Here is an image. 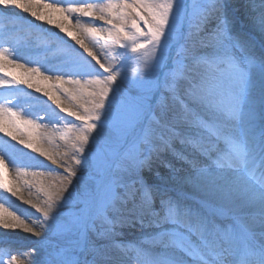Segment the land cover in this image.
I'll use <instances>...</instances> for the list:
<instances>
[{
    "label": "snow or ice",
    "instance_id": "snow-or-ice-1",
    "mask_svg": "<svg viewBox=\"0 0 264 264\" xmlns=\"http://www.w3.org/2000/svg\"><path fill=\"white\" fill-rule=\"evenodd\" d=\"M0 13L12 26L0 33L4 44L35 21L74 42L51 35L58 55L43 70L0 47L8 77L0 85L34 88L59 109L37 123L12 99L0 103V133L57 166L32 157L44 169L32 176L59 177L13 188L0 175V190L41 214L0 203V264H264V0H0ZM49 50L25 42L18 54ZM61 97L82 103L73 110ZM67 117L79 125L64 123L65 152L47 135L24 139L10 130ZM7 155L14 162L27 154L11 146ZM7 166L0 154V168ZM33 188L42 204L25 198ZM126 228L139 236L122 239ZM18 230L36 239L23 244L11 235Z\"/></svg>",
    "mask_w": 264,
    "mask_h": 264
},
{
    "label": "bare ground",
    "instance_id": "bare-ground-1",
    "mask_svg": "<svg viewBox=\"0 0 264 264\" xmlns=\"http://www.w3.org/2000/svg\"><path fill=\"white\" fill-rule=\"evenodd\" d=\"M43 2L47 3L46 0H43ZM72 2H74V0H61V2H59V4L67 6L68 4H70ZM44 11L49 12V14H51L54 19H57V20L61 19V17L59 16L58 13H50V10H44ZM22 19H23V17H22ZM28 19H32V18L29 17ZM5 21H8V20H6L3 17V14L0 13V23H4ZM35 22L36 23L34 24L33 31L27 32V33H31L30 34L31 35L30 41H33L34 43H36L37 47H41L42 46V47L46 48L47 43H49V39L48 38L51 35H53V34H59V36L64 37L65 41L68 44H71V42H73V41H71L70 38L66 37L64 33H59V30L55 29L54 26L48 25L46 23V21H44V22L35 21ZM97 23H99V22H97ZM37 24H39V28H38ZM68 26L69 27H74V23L72 25H68ZM8 27L9 26L2 28L3 33L7 32ZM40 34H43V35L39 36ZM17 35H20V34H17ZM39 43H41L40 46H39ZM13 45L14 44H12V45L7 44L6 48H11ZM97 47L99 48V45ZM9 54L15 56L17 59H19V61L22 60L20 62L24 63L28 68L39 66L43 70L46 67L52 66V65H50L48 63L47 64L44 63L45 61L43 59L45 57H34V56L25 57V56L19 55L18 51L15 50V49L10 50ZM101 54L102 55H106V56L109 55V54H107V52L105 50H103ZM52 55H58V53L56 51H52L51 52V50H49L46 57L52 56ZM108 62L109 63H113L114 61L112 62V60L110 61V59H109ZM11 68H12L13 71H17V72L23 73L24 74V78L32 80V82L36 86H39V87H43L44 86V87H46L45 88L46 90L52 91V88L50 86V84H51L50 82L44 81L41 77L30 76L25 71V69H23V68H16V67H13V66H11ZM0 79L1 80H6L5 77H3V76H0ZM20 90L27 91V89H24V88H22ZM29 91L30 90H28V92ZM33 91H35L34 88H33ZM38 94H40V93H38ZM41 94L43 95V93H41ZM61 100L64 103V105L69 103L67 100H64L63 97H61ZM80 102H82V101L78 98L77 101H75L73 103H69V104H72L75 107V104H78ZM47 104H48L47 102H42V105H47ZM58 111H59V109H58ZM46 113L47 112H44V113H42V115H45ZM31 114H32V112H31ZM61 115L62 116H66L65 113H61ZM29 117H26V118L27 119L36 120V118H34V116H29ZM45 117H46V115H45ZM69 118H71V117H69ZM37 120H39V119H37ZM64 123H69V122H62V125H64ZM51 125L52 124L49 123L47 125V127L42 126L40 129H35V130L27 128V127H25L23 125L21 126V130L20 131H16V130L11 129V128L10 129H11V131L14 132L15 135H17L18 137H22L24 139H28L30 137L36 138V137H39V136L47 135V136L51 137L53 140H55V142L61 146L60 147V151L61 152L68 151L69 149L64 145V142L62 141L63 139H61V137H63V132L61 133L62 136L59 134V132H58V130L56 128H53L55 133L52 132V129L50 127ZM77 125H79V124H77ZM5 126H9L7 124L6 120H5ZM39 144L40 145L42 144V146H44V147H48V145L45 144L43 141H40ZM10 147L11 146H9V145L6 146V145H4L3 143L0 142V154L5 155V164L8 165L7 167L0 168V175H2L4 183L6 184L5 180L7 181V177H8L7 175H10L12 177V180H18V182H20L21 184H23V182H24L23 179L27 178V177H32L30 182H34L36 179H38L36 177H33L32 173L33 172H40V171H43L44 169L32 166L35 162L33 160H31V158L32 157H36V156H33L32 154L25 153L24 150H23V147H22L23 152L25 154H27V155H25V157L22 160H15L13 162V158L11 156L7 155V153L10 151ZM16 149H18V148H16ZM39 160H41V159H39ZM41 161H43V160H41ZM43 162L45 164H47L45 161H43ZM175 162H176L175 163V167L179 168L180 167L179 162L178 161H175ZM51 168L52 169H57V168H53L52 166H51ZM58 171L60 173H62V169H58ZM161 171H164V169H161ZM23 173H27V175H23ZM44 178L50 180L52 183L57 182L58 179H59V177L57 175H53V176L45 175ZM35 194H37V193H35ZM24 195H25V198L29 197L27 190H25ZM33 196H34V194L31 197H33ZM0 203H4L5 207L8 208L9 211H13V210H16L18 212L22 211V212H24L25 215L31 216L33 218L41 215L40 213H37L34 208L28 207L27 205H29V204L26 205V204L22 203L20 200H18L15 197H11L9 193L4 192L3 190H0ZM11 235L15 239L20 240V242L23 243V244H29V243H31L32 240L36 239L35 237L30 236L29 234L23 233L22 230H19L18 232H15V233H12ZM124 235H126V238L127 237L128 238H133L134 237L136 239L139 236V233L134 228H126V229H124ZM3 238H4L3 236H0V239H3ZM122 239L125 240V238H123V237H122Z\"/></svg>",
    "mask_w": 264,
    "mask_h": 264
},
{
    "label": "rangeland",
    "instance_id": "rangeland-1",
    "mask_svg": "<svg viewBox=\"0 0 264 264\" xmlns=\"http://www.w3.org/2000/svg\"><path fill=\"white\" fill-rule=\"evenodd\" d=\"M32 45H34L35 47H37L36 44H32ZM40 45L41 44H39V46ZM37 48L42 49V50H44V49H50L51 52H52L56 48V45H52L50 43H47L46 48H44L42 46L41 47H37ZM104 50L107 52V54H109L108 56H111V51L110 50H108V49H104ZM56 59H57V55H52V56L45 57L43 60L45 61V64L48 63L50 65H53L56 62ZM114 62L118 63L119 61L117 60V61H114ZM132 66H134V64H130L129 65V74H131V67ZM7 68H8V71L11 72L14 76H16L18 78H21V79H25L23 73H20V72H17V71H13L10 66L7 67ZM50 86H51V84H50ZM20 87H26L27 88L26 85H20L18 87H12V88L13 89H17V88H20ZM41 88H44L45 89L46 87L43 86ZM41 93H43V92H40V94L35 93L36 95L33 94L34 96H32V95H27V93H25V92H23V93H19V92L18 93L17 92H8V94L11 95V99H13L14 101H16V102H14V103H16L15 108H18V107L21 106L20 107L21 108L20 110L22 111V113L20 114L21 117H23V119H27L26 117L34 116V118H36V122L37 123H41L40 120H37V117L38 116H41L42 113L47 112V115L45 117V119L47 120L50 117V115H51L50 113H51L52 110H55V111L58 112V109L56 108V105L53 103V101L49 100L48 97L42 95ZM6 99H8V97ZM0 101H5V100L2 99V98H0ZM42 102H47L48 104L47 105H42ZM80 103H82V102H80ZM65 107H70V108H73V110H75V107L72 104H69V103L65 104ZM31 112H32V114H31ZM62 122H75V123L79 124L78 121H75L74 120V117H71V118L67 117V119L64 120V121H62ZM62 122L61 123H57V124H52L50 126L51 129H52V132H54V129L53 128H56L58 130V132H59L60 135L63 132V137L70 136L71 133H68L67 129H65L63 127ZM2 139L5 140L4 142H5L6 145L7 144H11V146H14V147H16L18 149H22V147H23V150H24L25 153L32 154L33 156H36L37 158H39V159L45 161L47 164L51 165V162L50 161H47L44 157L39 156V153L32 152L30 149L24 148V146L21 145V144H19L18 141L11 140V137L6 136L4 133H0V140H2ZM37 146H42V144L40 145L38 143ZM168 159L172 160L171 157H168ZM172 163L175 165V163H176L175 160H172ZM51 166L53 168H57L56 165H51ZM7 176H8L7 177V181L5 180V182H6V184L8 186L15 188V187L21 185V183L18 182V180H12V177L10 175H7ZM31 179H32V177H27V178H24L23 180H28L30 182ZM38 179L43 180L44 185L46 187L49 186L52 183L50 180L45 179L44 177H38ZM32 191L34 192L33 193L34 196L33 197H26V198L27 199H31L33 201V203L42 204L43 200L45 199V197L43 196V194H38L39 195V198H37V194H35L36 193L35 188H33ZM27 206L28 207H31L30 205H27ZM123 238H125L126 241H131V240H134L135 239L134 237L133 238H128V237L126 238V235H124Z\"/></svg>",
    "mask_w": 264,
    "mask_h": 264
}]
</instances>
